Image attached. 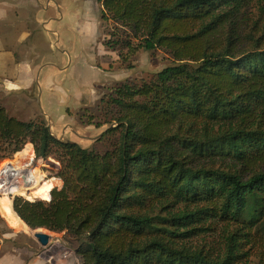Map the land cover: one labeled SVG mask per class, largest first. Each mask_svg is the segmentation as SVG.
<instances>
[{
  "label": "trees",
  "instance_id": "1",
  "mask_svg": "<svg viewBox=\"0 0 264 264\" xmlns=\"http://www.w3.org/2000/svg\"><path fill=\"white\" fill-rule=\"evenodd\" d=\"M98 2L121 59L162 49L174 61L101 97L104 120L90 122L105 127L104 151L0 105V145L31 143L30 161L61 164L63 186L39 196L49 201L16 195L14 210L67 232L81 264H264V33L247 29L264 0Z\"/></svg>",
  "mask_w": 264,
  "mask_h": 264
},
{
  "label": "rangeland",
  "instance_id": "2",
  "mask_svg": "<svg viewBox=\"0 0 264 264\" xmlns=\"http://www.w3.org/2000/svg\"><path fill=\"white\" fill-rule=\"evenodd\" d=\"M54 2L57 7L62 6L66 13L65 36L46 32L47 36L43 37L44 29L41 27L42 31H37V35L32 38L36 36L42 38L39 54L46 55V62L62 64L66 60V63H69V69L65 72L67 84L71 87V98L69 96L68 102L75 96L76 85L87 82L81 85L80 93L83 94V102L71 108L76 111L81 107L79 115L71 118L70 122L65 121L66 124L69 123L65 129L60 122L53 125L43 114L39 103L37 105V101L25 92L16 93L0 89V105L5 106L12 115L27 120L36 119L39 116L45 117L50 126H54L52 131L59 138L78 141L84 146H92L104 151L108 146V141L96 140V138L100 136L105 127L99 128L90 122L92 119H95L96 123L104 120L101 112V97L109 94L116 85L123 81L150 79L155 73L172 64L174 59L171 54L162 49L156 51L140 49L129 55V58L121 59L117 50L104 45L110 37L109 33L114 29V23L102 18V7L100 6L99 10V3L96 0H55ZM262 6L263 4L255 2V7L250 12L252 19L247 29L254 33V37H259L264 33ZM24 43L26 44V39ZM84 90L87 92L85 93ZM30 144H26L23 148L10 146L8 143L0 145V182L3 175L7 178L5 182L8 187L5 190L3 182L0 184L1 255L3 258L10 255H22L25 261H29L31 255L35 254L40 255L44 264H81V259L76 254L77 242L67 232L42 229L53 239L49 245L44 246L35 237L36 229H33L34 233L24 229L12 230L10 228L12 225L5 217L4 209L8 202L4 203V197H11L13 200L16 195H20L32 201H49L39 197L45 194L43 185L54 183L58 188L63 186V181L60 183L58 181L60 178L57 176L61 169L60 162L53 156L48 159H37L36 154L30 161L25 151ZM14 167L20 168L14 169ZM263 224L264 216L259 226ZM219 236L220 231L209 232L194 237L193 242L209 245L219 242ZM262 242L261 251L264 253V240Z\"/></svg>",
  "mask_w": 264,
  "mask_h": 264
},
{
  "label": "crops",
  "instance_id": "3",
  "mask_svg": "<svg viewBox=\"0 0 264 264\" xmlns=\"http://www.w3.org/2000/svg\"><path fill=\"white\" fill-rule=\"evenodd\" d=\"M54 1L0 0V89L29 93L37 101V105L39 103L46 118L53 125L60 122L65 129L69 124L65 121L70 122L71 118L79 115L81 107L76 111L71 108L83 102L81 85L87 82L76 85L75 96L68 102L71 87L67 84L65 72L69 69V63L66 60L62 64L46 62V55L39 54L42 38H32L37 35V31H42L41 27L44 29L43 37L47 36L46 32L65 36L66 13ZM96 2L99 3L98 0ZM100 6L102 7L99 3V10ZM25 39L27 45L24 43ZM10 228L15 230L14 227ZM6 263L44 264V261L40 255L35 254L31 255L29 261H25L22 255L3 258L0 252V264Z\"/></svg>",
  "mask_w": 264,
  "mask_h": 264
},
{
  "label": "bare ground",
  "instance_id": "4",
  "mask_svg": "<svg viewBox=\"0 0 264 264\" xmlns=\"http://www.w3.org/2000/svg\"><path fill=\"white\" fill-rule=\"evenodd\" d=\"M4 203H7V207H5L4 211H5V217L7 218V220L9 221V223L12 225V227L16 228V229H24L25 231L30 230L32 233H34V230L31 229L27 224H25L21 218L19 217V215L16 213V211L14 210L12 204H13V200L11 197H4L3 198ZM3 211V212H4Z\"/></svg>",
  "mask_w": 264,
  "mask_h": 264
},
{
  "label": "water",
  "instance_id": "5",
  "mask_svg": "<svg viewBox=\"0 0 264 264\" xmlns=\"http://www.w3.org/2000/svg\"><path fill=\"white\" fill-rule=\"evenodd\" d=\"M50 197H51V193H50ZM42 229L44 228H38L35 231V237L39 240V242L44 245L47 246L51 243L52 236L44 231H42Z\"/></svg>",
  "mask_w": 264,
  "mask_h": 264
}]
</instances>
